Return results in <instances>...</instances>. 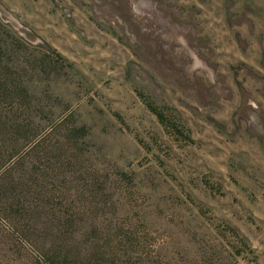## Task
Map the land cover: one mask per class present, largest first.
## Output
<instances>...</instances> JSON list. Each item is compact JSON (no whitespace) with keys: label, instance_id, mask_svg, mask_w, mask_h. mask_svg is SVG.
Instances as JSON below:
<instances>
[{"label":"rangeland","instance_id":"374dc122","mask_svg":"<svg viewBox=\"0 0 264 264\" xmlns=\"http://www.w3.org/2000/svg\"><path fill=\"white\" fill-rule=\"evenodd\" d=\"M0 41V264H264V0H0Z\"/></svg>","mask_w":264,"mask_h":264},{"label":"trees","instance_id":"16d2710c","mask_svg":"<svg viewBox=\"0 0 264 264\" xmlns=\"http://www.w3.org/2000/svg\"><path fill=\"white\" fill-rule=\"evenodd\" d=\"M3 47H4V45L2 44V41H0V48L3 49ZM3 50H5V49H3ZM0 62H3L1 58H0ZM13 66H14V64H13ZM7 71L8 72H7V76L5 77V81H4L5 86L4 87L8 91H10L11 94L13 92H16L18 94V96H21L25 100L29 101L30 94H29L28 90L26 89V87L28 88V86L26 84H24L20 79H14V80L10 79L9 77H12V76H9V75H11L13 71H11L10 68H8ZM1 84H3V83L0 82V86H1Z\"/></svg>","mask_w":264,"mask_h":264}]
</instances>
